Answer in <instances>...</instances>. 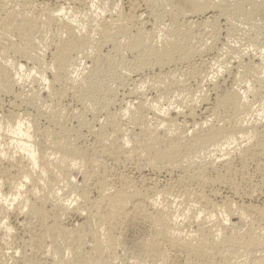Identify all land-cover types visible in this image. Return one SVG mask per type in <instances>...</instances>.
I'll return each mask as SVG.
<instances>
[{"label": "bare ground", "instance_id": "obj_1", "mask_svg": "<svg viewBox=\"0 0 264 264\" xmlns=\"http://www.w3.org/2000/svg\"><path fill=\"white\" fill-rule=\"evenodd\" d=\"M0 264H264V0H0Z\"/></svg>", "mask_w": 264, "mask_h": 264}, {"label": "rangeland", "instance_id": "obj_2", "mask_svg": "<svg viewBox=\"0 0 264 264\" xmlns=\"http://www.w3.org/2000/svg\"><path fill=\"white\" fill-rule=\"evenodd\" d=\"M79 16H81V15H79ZM82 17V16H81ZM240 24V23H239ZM236 25V26H235ZM241 25V26H240ZM240 25H238L237 23L235 24V23H233V26H235V28H237L238 30H241L242 28H243V30H245L246 28H247V26L246 25H242V24H240ZM243 26V27H242ZM246 27V28H245ZM234 43H236V44H238L237 42H234ZM251 45V44H250ZM247 50L251 53V52H253L256 48H253V46L251 45V46H247ZM250 48V49H249ZM254 50H253V49ZM72 105H74L73 103H72ZM134 233V234H133ZM136 235H137V232L134 230H130L129 232H128V234H127V238H128V240H133L132 238H135L136 237Z\"/></svg>", "mask_w": 264, "mask_h": 264}]
</instances>
